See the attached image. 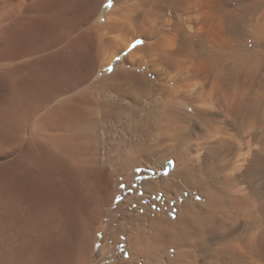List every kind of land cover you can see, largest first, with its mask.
Segmentation results:
<instances>
[{"label":"bare ground","instance_id":"obj_1","mask_svg":"<svg viewBox=\"0 0 264 264\" xmlns=\"http://www.w3.org/2000/svg\"><path fill=\"white\" fill-rule=\"evenodd\" d=\"M64 1L33 18L32 26L22 20L13 31L3 27V49L16 43L18 50L0 59V264H54L49 251L71 242L77 256L66 264H86L93 226L70 210L68 195L80 182L104 188L113 175L104 160L110 163L113 155L127 165L122 172L137 163L170 168L159 182H142L146 194L165 196L160 214L130 219L131 228L114 233L126 234L132 258L143 264H264V54L252 60L227 40L229 21L245 15L229 11L226 0H113L107 9V0ZM29 9L38 13L34 5ZM103 14L102 28L116 35L100 45L102 28L93 21ZM216 14L217 30L204 21ZM181 15L195 29L158 44L160 29ZM255 28L258 37L263 22ZM17 30L26 33L21 43ZM132 36L145 42L129 56L149 58L139 67L146 75L120 71V64L97 88L134 105H104L90 85L95 68L110 66ZM114 42L117 51L100 60ZM143 99L150 100L149 110ZM105 122L123 123L138 141L103 138ZM73 230L80 234L64 239Z\"/></svg>","mask_w":264,"mask_h":264},{"label":"rangeland","instance_id":"obj_2","mask_svg":"<svg viewBox=\"0 0 264 264\" xmlns=\"http://www.w3.org/2000/svg\"><path fill=\"white\" fill-rule=\"evenodd\" d=\"M63 1L64 0H38L36 2L27 1L25 3L23 1L22 4H19L18 0L4 1V2H7V8L3 9L2 7V10L0 13V17H1L0 18V29H1L0 30V37H1L0 39V59H1V55L3 54L8 55L10 52H15L18 50L16 43L12 44V46L7 44L8 45L6 46L7 48L4 47L5 50L3 49V45L6 41L4 39L3 33L5 29L7 31L9 25H10L9 28H11L12 26L14 27V28H11L12 31L16 29L15 25L22 20H25L26 27L30 25L32 26L34 25V23L32 22L33 18L35 20L37 18L47 16L50 13V11L54 10L56 7L62 5L65 2ZM9 2L11 3V5L9 4L10 6H8ZM132 2L134 1H131V3ZM12 4L13 5L15 4L14 5L15 8L14 6H12ZM32 5L36 7L35 11L36 12L38 11V13H35L29 9L32 7ZM112 5H113V0H107L103 4L105 8L106 7L108 8ZM225 5H227V9L229 11L234 12L237 15H245L242 21H236V22L229 21L227 25V40H228V37L230 36V39L228 42L229 47L231 46V49L234 48L235 52H237L238 54H245L246 52V54L249 55L248 57L251 56L250 59H252L254 55V58L252 60H256L258 57L257 55L259 53L264 54V31L259 32L257 34L258 37L255 36L256 34L255 27L256 26L258 27L262 22L264 25V0H226ZM246 8H247L246 10L247 12H243L244 11L243 9H246ZM104 15L105 14L102 15L103 20L101 19L100 21L98 20L93 21L95 24L101 26L100 28H102L104 24H106L107 22L106 20H104L107 16L106 15L104 16ZM217 15L218 14L214 15V17L216 16L215 19H213L214 17L213 18L205 17L204 19L205 22L208 21L210 27H213L216 30L218 29L217 23L219 22V20H217ZM120 17L121 15H119V18ZM166 17L168 19L169 16L166 15ZM162 21H163L162 19H160V21H157V26H160L162 24L161 23ZM243 21L244 22L247 21V25ZM101 22L102 23L105 22V23L102 25ZM251 23L253 25L250 27ZM169 24L170 25L166 26L165 29H160L161 32L159 31V33L156 35L155 39L157 40L158 44L163 42L164 45H168L170 42H172L173 39H175L176 35L178 37L180 36L181 38V34L185 29H190V28H192V30L195 29V22H192L187 16L185 18V16L183 15L177 16L174 20L173 19L171 20L170 18ZM255 24H258V25H255ZM100 30L101 31H98V33L100 32V34H98L99 38L97 37V40L99 39L97 44L100 43V45H102L101 41L112 39L116 35L110 32L108 28H105V29L102 28ZM12 34H17V33H12ZM25 35L26 33L24 31L20 32L19 30L17 34L18 40L16 42L21 43L24 40ZM134 38L135 36H132L131 41L128 42V44L129 43L131 44L125 51H122L120 54H116V56H114L113 62L110 64V66L103 68V69H99L100 66L99 64H97L95 68L96 70L94 71V75L91 78L90 85L91 87L97 89L95 93L93 94V97L95 100L97 101L99 100L98 102L102 101L101 103L104 105H107V104L108 105L128 104L131 106L134 105L129 100H121L113 92L111 93V91H108V90L102 91L97 88L100 86L99 84L101 83L103 78L108 77V76H109L108 78L112 77L113 72L115 71V69L118 68L120 64L122 65L120 68V71H128V72L133 71L136 73L146 75V73L139 67H142L140 66V62L141 63L144 62L143 64H148L149 58L145 57V55H142V54H139L133 58L129 56V54H131L133 50L145 44L142 38H136V40L132 42ZM137 42H141V43H137ZM115 43L116 42L113 43L112 48L110 47L111 49L107 48L104 53L99 54L101 55L100 60L102 58V55H105L103 57L109 59L111 55L117 51ZM133 45H136V46L133 47ZM97 46L99 47V45ZM101 48L102 47H99L98 49H101ZM254 50H258V51H254ZM99 52L100 51H98V53ZM109 69H111V71ZM261 71L264 72V63L261 65ZM147 77L151 80H155L152 73L147 75ZM141 104H143V106H145V108H147L148 110L151 107L150 100L148 99H143V102ZM138 108L141 109V107H138ZM99 116H100L99 119H102L103 113L102 112L98 113L97 118ZM124 122H125V119H124ZM113 124H114L113 122H107V123L105 122L102 124V130H100L99 132L102 134V137L104 135L108 136L113 142L116 141V143L120 142L119 140H122L123 138L130 140L131 141V142L129 141L130 144H135V142L138 141L139 135L136 133L133 134L130 130H126V128H124L122 125L123 123H121L120 125L119 124L113 125ZM104 127H106V129L108 127V129L106 130ZM124 147H127V146H124ZM105 148H104L105 151L102 149L103 150L102 153H105L106 151L108 152L110 146L107 145L105 146ZM112 159H113L112 160L113 162L111 161L110 163L104 160V164L105 165L108 164L107 167H109L108 169H109L110 174L114 175V176L112 175L111 180L110 178H107L104 188L102 186L101 187L99 186V188L98 187L96 188L88 187V186H85L84 183H82L81 185L80 184L81 182H80L79 187L76 186L75 188L71 189L70 196L68 195L69 197L68 204H70L71 206L70 210L75 209V211L78 212V214L81 216V218H83L84 221L90 222V224L93 226L91 237H90L91 240L89 243V254L87 256L86 264H119L121 262L128 263V264L130 263L143 264L141 257L137 256L135 258H132L130 250H129L126 234H121L117 238H115L114 233L116 229H118L120 226H124V228L126 227L131 228L130 219H138V221H143L147 217H156L160 214L162 207H164V205L167 204L165 196L161 193L158 195H153V196L146 194L144 191L142 182L144 183L154 182V181L159 182L162 176H165L170 172L169 170L170 168L169 166L165 165V166H162L160 169H157V168L149 167L146 163H137L135 165L132 164V166L128 167V169H125V171L122 172L120 169V167H122L124 164L122 159L118 158L116 155H113ZM2 162H3V159L0 158V163ZM0 174H1V169H0ZM102 190H105V193ZM113 193L115 195H113ZM102 198L104 199L103 205H101L100 203ZM94 203H96L95 206H94ZM174 204H175V201H172L165 208H171L173 207ZM67 210H69V208H67ZM59 212H63V211L60 210L58 211V213ZM79 234L80 233H78L77 230H73V231H70L69 234H67L64 237V239L66 238L69 241H72ZM53 248L50 250L51 252L49 251L50 254L48 253V259L50 261L53 260L52 263L54 264H66V262L71 261L74 257L77 256V248L74 246L72 242L69 245L60 243V244L55 245ZM0 254L2 253L0 252Z\"/></svg>","mask_w":264,"mask_h":264},{"label":"snow or ice","instance_id":"obj_3","mask_svg":"<svg viewBox=\"0 0 264 264\" xmlns=\"http://www.w3.org/2000/svg\"><path fill=\"white\" fill-rule=\"evenodd\" d=\"M137 43H141V42H137ZM136 45H133V47H135ZM111 71V69H109Z\"/></svg>","mask_w":264,"mask_h":264}]
</instances>
